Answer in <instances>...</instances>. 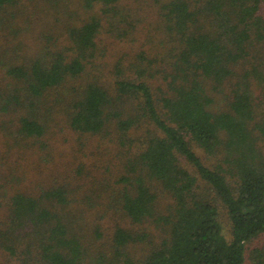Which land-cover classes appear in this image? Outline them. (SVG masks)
Returning a JSON list of instances; mask_svg holds the SVG:
<instances>
[{"label": "trees", "instance_id": "obj_1", "mask_svg": "<svg viewBox=\"0 0 264 264\" xmlns=\"http://www.w3.org/2000/svg\"><path fill=\"white\" fill-rule=\"evenodd\" d=\"M260 51L264 0H0V264H247Z\"/></svg>", "mask_w": 264, "mask_h": 264}, {"label": "rangeland", "instance_id": "obj_2", "mask_svg": "<svg viewBox=\"0 0 264 264\" xmlns=\"http://www.w3.org/2000/svg\"><path fill=\"white\" fill-rule=\"evenodd\" d=\"M143 15H144V17H145V20H144V22H146L147 21V23L148 22H153V19L152 18H150V14L148 13V11L146 12V13H144L143 12ZM153 35H154V32H153ZM107 53H109L108 54V57H107V59L108 60H111V56H112V54H114V53H117V49H112V47H110L109 48V50H108V52ZM261 57H262V59L264 60V51L262 52V51H260L259 53H258ZM87 161H89V159H87ZM103 222V221H102ZM105 222V224L107 225H105V227H108V226H110L111 225V222H108L107 221V219H106V221H104ZM113 224V223H112ZM223 224L225 225V234H226V236L228 237V238H230V229H229V225H228V222H227V220H226V217H224L223 218ZM102 233V239L101 240H103L104 242L106 241V240H108V236H109V233H107V228H105V230L103 231V232H101ZM101 240L99 241V243L101 242ZM102 241V242H103ZM101 242V243H102ZM98 246H99V244H98ZM96 247H97V244H96ZM258 248H264V238H262V239H258V240H256V241H254L251 245H250V247H249V250H248V257H247V264H254L253 263V260H254V255H255V250L256 249H258ZM133 252H137V254L136 255H138V256H140L141 255V251H138V250H133Z\"/></svg>", "mask_w": 264, "mask_h": 264}]
</instances>
